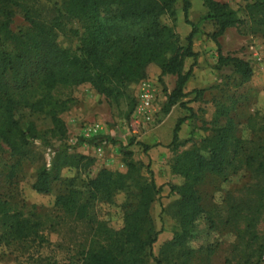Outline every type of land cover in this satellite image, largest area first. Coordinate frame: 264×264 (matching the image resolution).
<instances>
[{"label":"rangeland","instance_id":"rangeland-1","mask_svg":"<svg viewBox=\"0 0 264 264\" xmlns=\"http://www.w3.org/2000/svg\"><path fill=\"white\" fill-rule=\"evenodd\" d=\"M187 1L189 19L198 28L193 40L198 58L185 83L188 97L173 106L169 99L177 76L162 75L156 65L149 66L146 79L125 85L119 104L88 83L47 88L42 74L31 77L38 53L26 10L49 24L60 20L63 27L57 30L56 42L72 52L80 46L82 25L63 10L60 13L62 0H22L21 6L7 8L13 13L10 18L0 11V61L5 52L25 59L22 74L2 77L14 108L0 119V130L8 131L17 121L24 129L34 126L38 134L26 157L14 155L0 135V202L5 211L0 214V264H83L90 251L110 249L125 216L138 207V186L151 179L161 188L150 215L159 233L153 253L163 264H264V8L245 10L264 0H214L237 11L241 20L218 43L207 0ZM184 4L176 1L175 18L159 19L174 29L182 45L192 31ZM114 13L109 8L103 16ZM73 30H79L78 37ZM220 53L248 62L252 77L232 74L230 67L218 71ZM192 63L186 59L184 73ZM195 90H204L198 100ZM146 92L152 98L150 106L143 102ZM39 102L42 107H37ZM51 113L62 120V133L54 131ZM181 118L186 120L173 146L172 134ZM220 137L226 144L224 170L200 175L195 190L201 213L187 244L169 250L167 243L180 229L175 215L180 195L171 189L187 182L178 170L193 165L183 160L184 155L199 151L208 158L212 141ZM128 144L138 177L108 200L89 182L104 169L126 174L121 146ZM43 169L51 177L48 194L32 189ZM188 181L193 183V177ZM61 195L72 197L74 208L56 205ZM148 264L156 262L150 259Z\"/></svg>","mask_w":264,"mask_h":264},{"label":"trees","instance_id":"trees-1","mask_svg":"<svg viewBox=\"0 0 264 264\" xmlns=\"http://www.w3.org/2000/svg\"><path fill=\"white\" fill-rule=\"evenodd\" d=\"M22 0H0V11L12 17L9 7H19ZM177 0H62L60 13L63 10L67 15L79 21L84 30L81 35L80 46L75 52L62 49L57 44V30L63 27L60 20L49 24L32 17L26 10V20L33 28L35 38L34 50L38 53L35 59V72L43 75V83L47 88L57 85L79 86L90 84L97 93L117 104L123 97L127 84L146 79L148 68L156 65L162 75L172 74L177 76L176 87L169 99V106L175 105L180 99L188 97L184 92L185 83L189 81L197 64V53L193 49V40L198 32L197 26L189 19L188 11L190 3L184 0V17L187 24L192 26V31L182 45L180 38L173 28L162 25L160 17L168 15L175 18V3ZM207 6L217 24V31L213 39L218 43L220 36L241 20L238 12L228 5L207 0ZM115 10L112 16H103L106 9ZM256 8L263 9L264 1H256L245 7L252 13ZM142 27L133 31L135 26ZM78 37L79 30L71 31ZM9 36L5 37L6 39ZM5 52L0 61V119L7 118L13 111L14 102L7 84L2 77L8 72L22 74L24 57L19 54L16 59ZM186 59H192L189 70L184 73ZM230 67L232 74L242 75L250 79L253 70L250 64L243 59L224 56L220 53L217 70ZM195 99L198 100L204 90H195ZM39 102L37 107H42ZM54 131H63V122L58 113H51ZM185 118L177 121L174 129L172 145L179 143V132ZM0 135L17 156L26 157L29 154V146L37 140L38 134L34 126L26 129L19 122L12 121L8 131L0 130ZM217 141V142H216ZM129 145L121 146L127 173L121 174L109 170H102L89 182L96 193H103L108 200L113 198L117 191H122L128 182L138 177L137 165L133 160V152ZM225 139L220 137L212 141L209 157H205L199 151L187 152L184 161H190L189 167L178 170L187 182L182 187H172V191L180 195L177 202L175 215L180 220V229L175 233L172 241L167 243V248L183 247L190 239V234L195 226L201 207L195 187L198 178L204 171L221 174L226 162ZM148 147H146V150ZM86 159V157H82ZM92 162V160H90ZM65 164H68L65 163ZM193 177V183L188 179ZM51 177L47 169L41 170L33 184L39 194L51 192ZM140 200L138 207L125 216L124 227L114 236L110 249L99 252H89L83 264H148L152 259L156 264H163L160 257H155L153 246L157 242L159 233L156 231L150 215L152 203L161 188L156 186L153 179L150 182L140 183ZM56 205L74 208L72 197L61 195L56 199ZM83 211V210H82ZM5 213L0 202V214ZM17 232L18 229H17ZM166 264H176L168 262Z\"/></svg>","mask_w":264,"mask_h":264},{"label":"built area","instance_id":"built-area-1","mask_svg":"<svg viewBox=\"0 0 264 264\" xmlns=\"http://www.w3.org/2000/svg\"><path fill=\"white\" fill-rule=\"evenodd\" d=\"M151 101H152V98H151L150 93L146 92V93L143 95V102H144V105H145V106H150Z\"/></svg>","mask_w":264,"mask_h":264}]
</instances>
